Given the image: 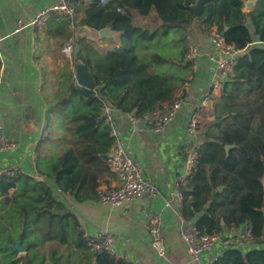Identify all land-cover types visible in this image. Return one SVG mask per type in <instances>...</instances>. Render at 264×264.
<instances>
[{"label":"trees","instance_id":"16d2710c","mask_svg":"<svg viewBox=\"0 0 264 264\" xmlns=\"http://www.w3.org/2000/svg\"><path fill=\"white\" fill-rule=\"evenodd\" d=\"M198 1L110 0L82 10L81 26L94 31L108 28L119 35L120 45L113 43L102 54L82 38L76 42L81 45L78 64L86 67L96 88L76 89L70 84L61 99L71 112L70 145L48 157L37 156L41 179L20 171L0 177V264H45L39 248L46 242L74 244L87 264H128L91 252L66 198L83 200L88 192L97 194V171L109 169L102 160H108L114 138L103 117L105 106L142 118L172 101L188 82L193 72L187 59V28L195 22L204 34L216 28L245 54L225 84L218 122L210 124L206 140L196 149L182 213L208 234L252 225L255 246L245 253L227 248L214 264H264V47L252 46L255 37L264 43V0H258L249 14L242 12L248 0H204L197 15L193 7ZM133 11L142 16L156 12L157 30L136 27ZM161 66L167 70L161 71ZM67 77L71 80L73 75ZM18 241L24 253L13 248ZM56 254H50L53 264Z\"/></svg>","mask_w":264,"mask_h":264},{"label":"crops","instance_id":"0c3cea01","mask_svg":"<svg viewBox=\"0 0 264 264\" xmlns=\"http://www.w3.org/2000/svg\"><path fill=\"white\" fill-rule=\"evenodd\" d=\"M257 1H246L242 12L246 14L254 12ZM56 2L57 0H0V35L4 37L2 48L6 59L1 73L0 117L4 134L19 143L16 151L0 153V164H14L20 172L33 177L38 176L36 179H41L36 172L37 156L48 157L70 145L72 138L70 130L72 125L70 115L68 116L70 108L64 106L61 99L67 93L70 84L76 89H83L78 86L75 77L76 65L81 63L79 59L77 62L74 58L76 42L82 38L91 46L93 44V47L102 54L111 49L113 43L116 46L120 45L119 35L108 28H106L108 37H102L100 31L81 26L83 11L73 19L60 15L53 16L40 31L30 27L18 30L19 21L28 23L38 11ZM132 22L136 27L155 31L160 25V18L154 11L148 16L133 11ZM187 31L190 45L197 46L202 57L198 69L192 71V75L188 76V82L178 89L183 92L185 105L166 127L165 132L156 134L150 131L143 117L137 118L117 109L114 114L121 136L131 142L135 157L140 162L145 176L157 187V196L145 195L133 203H126L118 208L99 204L93 192L86 193L83 200H78L74 196L66 198L85 238L100 231H109L115 237L116 251L123 256L121 260L128 264H198L192 261L181 240V211L172 191L176 176L185 170L189 153L196 152L197 147L206 140L207 131L204 134L203 131H199L195 137L189 138L186 126L193 107L198 106L211 91L214 64L207 57L211 51L207 40L208 34L202 32L200 24L193 23ZM71 44L72 52H65V47ZM252 46L264 47V43L255 37ZM69 73L73 75L71 80L67 77ZM167 75L170 76L171 73ZM226 83L223 84L221 95L212 107L204 111L202 129H205L207 121L218 122L217 117L220 116L218 104ZM54 114L65 116L61 132L53 130ZM52 143L55 145V151L50 150L49 146ZM102 161L103 166L108 168L107 159ZM97 174V191L117 185V178L109 169L99 170ZM56 193L60 198L61 193L58 190ZM167 202L171 203L170 208L165 207ZM145 211L162 214L167 261L157 259L151 248L146 230ZM222 230L229 232L234 228L224 227ZM250 248L244 247L240 250L245 253ZM39 250L46 256L45 264H53L49 259L53 251L57 252L55 256L57 261L54 264H87L82 252L78 251L74 244L59 245L55 242H46ZM226 250L227 248L221 246L216 247L203 254L201 262H215Z\"/></svg>","mask_w":264,"mask_h":264},{"label":"built area","instance_id":"2783aa9c","mask_svg":"<svg viewBox=\"0 0 264 264\" xmlns=\"http://www.w3.org/2000/svg\"><path fill=\"white\" fill-rule=\"evenodd\" d=\"M109 1L57 0L55 4L38 11L28 23L19 21L18 30L24 27H30L40 31L44 29L47 22L53 16L60 15L72 19L77 18L83 9L93 4L104 6ZM3 40L4 37L0 35V89L2 86L1 73L6 64L5 53L2 48ZM207 40L211 49L207 57L214 64V77L212 79L210 93L206 95L198 106L193 107L186 126V133L189 138L195 137L199 133L204 111L212 107L215 100L221 95L223 84L233 78L234 68L238 62L237 53L239 51H237L234 45L229 44L224 36L216 29L208 34ZM72 48V44L65 47V52H72ZM201 57L202 55L198 47L192 44L189 45L187 59L191 63L193 72L198 69ZM180 91L179 93L177 92L178 94L176 93L172 101L164 103L153 113L143 116L142 119L150 131L156 134L164 133L166 127L175 119L178 112L185 105L183 92ZM115 111L114 108L109 106H105L103 109V117L110 124L111 136L114 138V145L107 164L110 171L117 178V185L111 188L99 189L96 194V200L99 204L112 208L121 207L126 203H133L145 195L155 197L158 194L157 187L145 176L140 162L135 157L131 142L121 136L114 120ZM18 148L19 143L4 134L3 122L0 117V153L8 154L16 151ZM195 159L196 153L194 151L190 152L187 157L184 172H180L176 176L172 195L178 203L179 211H181V240L186 246L192 261L198 264H214V261L202 263V255L219 246L240 249L255 246L256 242L253 236L252 225H245L229 232L220 230L208 234L201 232L194 222H188L184 218L182 213L184 205L183 191L188 178L193 175ZM17 172H19V168L14 164H0V177L14 176ZM165 207L170 208L171 203L167 202ZM144 213L151 248L157 259L167 261L168 254L163 232L162 214L153 211H145ZM86 239L91 252L95 254L107 253L116 259H122L123 256L115 248V237L109 231L104 230L93 235H87Z\"/></svg>","mask_w":264,"mask_h":264},{"label":"water","instance_id":"95a60500","mask_svg":"<svg viewBox=\"0 0 264 264\" xmlns=\"http://www.w3.org/2000/svg\"><path fill=\"white\" fill-rule=\"evenodd\" d=\"M203 2H204V0H199L197 2L196 6L193 7V10L197 15H199L201 12V6H202ZM100 35L102 37H108L107 29L101 30ZM80 52H81V46L79 43H76L75 47H74V58H75V60L78 59ZM242 55H244L243 51H239L237 53L238 58H240ZM75 77H76L77 84L79 87L86 89V90H90V91L95 90L96 84L93 81L92 77L90 76L86 67L83 64H78L76 66ZM226 149H230V146H227ZM13 248L15 250H19L21 253L25 252V249L20 246V241H18V243L15 246H13Z\"/></svg>","mask_w":264,"mask_h":264},{"label":"rangeland","instance_id":"374dc122","mask_svg":"<svg viewBox=\"0 0 264 264\" xmlns=\"http://www.w3.org/2000/svg\"><path fill=\"white\" fill-rule=\"evenodd\" d=\"M190 30V29H189ZM212 30H214V29H212ZM91 45V44H90ZM92 46H94L93 44H92ZM174 52H175V50H174ZM166 54V53H165ZM162 69H163V71H165V70H167V67L166 66H161L160 67V70L162 71ZM192 75V74H191ZM69 114L71 113L70 112V110H69V112H68ZM54 120H53V130H55V131H57V132H61L62 131V129H63V124H62V122H63V118L65 117V116H62V115H57V114H54ZM212 121V120H211ZM211 121H207V123L205 124V129H202V128H204V124H203V126H202V130L200 129V131H203L202 132V134H204L206 131H208V129L210 128V124H211ZM205 123V122H204ZM201 134V133H200ZM50 150L51 151H55V145H54V143H52L50 146ZM57 153V152H56ZM55 154V153H54ZM34 178H38V176H36L35 175V177Z\"/></svg>","mask_w":264,"mask_h":264}]
</instances>
